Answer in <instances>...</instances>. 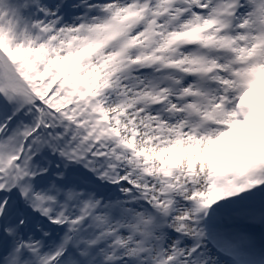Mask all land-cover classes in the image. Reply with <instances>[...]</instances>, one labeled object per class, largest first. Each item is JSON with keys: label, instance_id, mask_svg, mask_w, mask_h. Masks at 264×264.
I'll list each match as a JSON object with an SVG mask.
<instances>
[{"label": "snow or ice", "instance_id": "1", "mask_svg": "<svg viewBox=\"0 0 264 264\" xmlns=\"http://www.w3.org/2000/svg\"><path fill=\"white\" fill-rule=\"evenodd\" d=\"M0 264H264V0H0Z\"/></svg>", "mask_w": 264, "mask_h": 264}]
</instances>
